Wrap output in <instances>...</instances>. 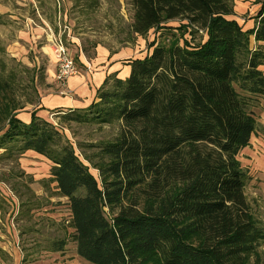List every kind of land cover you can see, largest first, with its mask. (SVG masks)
<instances>
[{
  "label": "trees",
  "instance_id": "16d2710c",
  "mask_svg": "<svg viewBox=\"0 0 264 264\" xmlns=\"http://www.w3.org/2000/svg\"><path fill=\"white\" fill-rule=\"evenodd\" d=\"M126 1L132 36L155 30L161 41L127 62L128 77L108 75L88 108L58 111L55 125L36 109L29 124L18 118L17 75L0 36L2 156L31 151L51 163L49 182L67 199L76 253L89 264H250L264 227L238 158L264 101V6L244 30L230 19L234 0ZM172 21L184 24L164 27ZM200 31L206 39L192 46L186 35ZM71 122L117 134L75 147L58 129ZM67 244L50 241L45 251Z\"/></svg>",
  "mask_w": 264,
  "mask_h": 264
},
{
  "label": "rangeland",
  "instance_id": "374dc122",
  "mask_svg": "<svg viewBox=\"0 0 264 264\" xmlns=\"http://www.w3.org/2000/svg\"><path fill=\"white\" fill-rule=\"evenodd\" d=\"M0 3L5 6L0 11L1 15L4 13L3 9H7L20 19L15 21L23 25H13L10 28L8 24L0 27L1 40L6 48L5 62L8 70H14L17 75L15 104L19 105V114L31 113L36 109L40 104V96L51 86L57 94L60 88L65 89L62 94L67 92L66 83L71 77L64 86L57 84L54 79L59 89L56 85H51L48 79L50 68L55 67L56 76L60 61L61 46L56 39L62 41V46L75 62L76 57L79 60L82 54L88 61H92L96 56V48L101 46L109 53L110 58L121 55L122 66H126L125 62L130 60L148 56L153 50V41L160 40V33L155 30L145 37L132 36L133 10L126 0H0ZM19 13L22 16H17ZM33 22L38 26L33 28H39L37 32L31 27ZM182 24L184 22L172 21L164 27L176 32V28ZM21 29L27 36L18 33ZM20 35L23 40L19 41L17 37ZM186 39L192 46H196L204 42L206 34L202 31L187 34ZM76 66L78 75L79 67L82 66L80 61L76 62ZM118 75L125 77L124 74ZM66 95L68 93L62 96ZM55 116L54 111L49 116V122L54 125L59 123ZM256 117L258 130L238 159L250 177L245 195L251 213L264 227V101ZM6 129V122L0 121V135ZM58 129L75 147L78 143L89 145L108 141L117 134V129L113 127L76 122L60 125ZM77 154L80 155L78 150ZM1 155L7 154L0 151V201L5 205L6 222L7 214L12 217L18 211L16 229L11 234L18 239L21 248L33 245V239H43L46 246L48 242L62 238L68 243L66 251L56 255L45 253L43 257H38L41 258L39 261L44 262L41 264H89L76 253V246L72 241L73 229L68 224L71 215L68 202L56 198V184L49 182L51 163L31 151L18 154L22 156L15 159ZM91 173L99 178L96 170L91 169ZM3 230L9 235L7 228ZM35 258V255L27 256L23 250L12 256L1 255L0 264H40L36 263ZM261 263H264V245L250 257V264Z\"/></svg>",
  "mask_w": 264,
  "mask_h": 264
},
{
  "label": "crops",
  "instance_id": "0c3cea01",
  "mask_svg": "<svg viewBox=\"0 0 264 264\" xmlns=\"http://www.w3.org/2000/svg\"><path fill=\"white\" fill-rule=\"evenodd\" d=\"M235 1V16L230 17V19H234L239 22L241 26H243L244 30L253 29L255 26V17L258 15L261 7L264 6V0H234ZM3 4L0 3V11H2ZM4 13L0 16L5 17V25L9 24L11 28L13 25L22 26L20 23H17L15 20H20L18 17H15L10 13L7 9H3ZM23 14L26 12L23 11ZM17 16H22V13H19ZM33 21V20H32ZM27 23V22H26ZM31 27L37 26L34 22L32 23ZM27 25V24H26ZM17 29V26H15ZM38 27V26H37ZM49 28V27H48ZM15 29V28H14ZM15 29V30H16ZM19 29V27H18ZM34 29V28H33ZM39 28L34 29L37 32ZM44 29V28H43ZM28 32V27L26 28ZM34 30H32L34 32ZM20 34H26L24 30H19ZM18 40H23V36H18ZM123 57L121 55H114L110 58L109 53L106 50L99 46L96 48V56L92 61H88L85 56L79 57L80 65L79 73L76 76L71 77L66 83V90L68 95L62 96L55 93L54 88L51 86L50 88L46 89L40 96V104L36 110H38V116L44 120L49 121V116L52 111L54 113L58 111H69L75 109H86L88 108L96 99L97 90L103 85L104 80L108 75L117 74L120 75L124 74L125 77H121L118 75L119 78H126L130 74V66H122ZM55 67L50 68L48 71V79L50 80L51 85H56L54 83L55 79ZM56 87L59 89L56 85ZM55 87V88H56ZM31 113H21L19 114V119L25 123L29 124L31 121V116L28 115ZM57 115V114H54ZM2 156V155H1ZM3 157V156H2ZM49 178V177H48ZM57 191V190H56ZM59 200H64L65 198L57 197ZM67 200V199H65ZM10 204V203H9ZM4 203L0 201V256L9 255L12 256L13 254H17V252L25 251L27 256L35 255L36 263H44L43 261H39L38 257H43L45 253L50 255H56L58 253H50L45 251V245L43 239L35 240L33 239L34 244L30 246H26L25 249L21 248V245L18 239H15L11 231L14 232L16 229V218L18 217V211H15L14 216L11 217L10 214H7V222L5 220L6 212L4 211ZM7 228L6 231L3 230ZM40 255V256H39Z\"/></svg>",
  "mask_w": 264,
  "mask_h": 264
},
{
  "label": "built area",
  "instance_id": "2783aa9c",
  "mask_svg": "<svg viewBox=\"0 0 264 264\" xmlns=\"http://www.w3.org/2000/svg\"><path fill=\"white\" fill-rule=\"evenodd\" d=\"M57 43L61 48H59V65H58V70L57 74L55 76V80L57 84H60L61 86H64L66 81L70 78L73 77L74 75L77 74V66L76 62L68 55L66 48L62 46V41L60 39H56ZM63 47V48H62ZM65 89L60 88V93ZM67 93V92H66ZM65 93V94H66ZM64 93L62 95H65Z\"/></svg>",
  "mask_w": 264,
  "mask_h": 264
}]
</instances>
